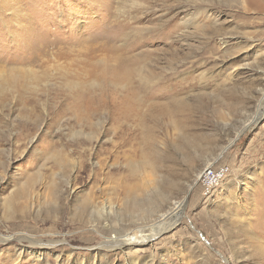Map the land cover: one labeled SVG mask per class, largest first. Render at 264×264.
Masks as SVG:
<instances>
[{
	"label": "rangeland",
	"instance_id": "obj_1",
	"mask_svg": "<svg viewBox=\"0 0 264 264\" xmlns=\"http://www.w3.org/2000/svg\"><path fill=\"white\" fill-rule=\"evenodd\" d=\"M263 229L264 0H0V264H264Z\"/></svg>",
	"mask_w": 264,
	"mask_h": 264
},
{
	"label": "bare ground",
	"instance_id": "obj_2",
	"mask_svg": "<svg viewBox=\"0 0 264 264\" xmlns=\"http://www.w3.org/2000/svg\"><path fill=\"white\" fill-rule=\"evenodd\" d=\"M175 213H173L172 215L167 214L162 216L160 219L161 221L159 220L160 223L154 225L152 228H149L148 226L142 228L137 227L131 230L129 233L117 235L115 239L107 238L98 247L110 249L111 251L112 250L122 251L125 247L129 245H133L137 243H149L150 241L156 239L162 232L169 230L173 225H175V223H177V219L179 216L175 218L174 216ZM31 244L34 247H41L42 249H50L55 247L56 242L44 241L43 239H32Z\"/></svg>",
	"mask_w": 264,
	"mask_h": 264
},
{
	"label": "built area",
	"instance_id": "obj_3",
	"mask_svg": "<svg viewBox=\"0 0 264 264\" xmlns=\"http://www.w3.org/2000/svg\"><path fill=\"white\" fill-rule=\"evenodd\" d=\"M229 173L230 168L226 164L212 163L204 168L198 177V183L202 187L204 195L211 197Z\"/></svg>",
	"mask_w": 264,
	"mask_h": 264
}]
</instances>
